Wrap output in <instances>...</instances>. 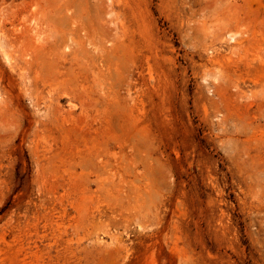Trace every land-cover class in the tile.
I'll return each mask as SVG.
<instances>
[{
	"label": "rangeland",
	"instance_id": "374dc122",
	"mask_svg": "<svg viewBox=\"0 0 264 264\" xmlns=\"http://www.w3.org/2000/svg\"><path fill=\"white\" fill-rule=\"evenodd\" d=\"M0 264H264V0H0Z\"/></svg>",
	"mask_w": 264,
	"mask_h": 264
},
{
	"label": "bare ground",
	"instance_id": "6f19581e",
	"mask_svg": "<svg viewBox=\"0 0 264 264\" xmlns=\"http://www.w3.org/2000/svg\"><path fill=\"white\" fill-rule=\"evenodd\" d=\"M58 53H59V52H58ZM60 58H61V57H60ZM70 69H71V68H70ZM55 70H56V69H55ZM55 70H54V71H55ZM56 71H57V70H56ZM71 72H72V71H71ZM33 92H35V90H34ZM34 94H35V93H34Z\"/></svg>",
	"mask_w": 264,
	"mask_h": 264
}]
</instances>
